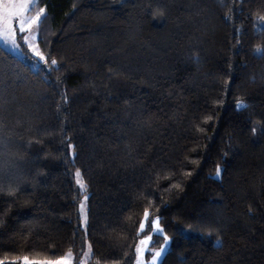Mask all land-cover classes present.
I'll return each mask as SVG.
<instances>
[{"label":"trees","instance_id":"16d2710c","mask_svg":"<svg viewBox=\"0 0 264 264\" xmlns=\"http://www.w3.org/2000/svg\"><path fill=\"white\" fill-rule=\"evenodd\" d=\"M41 7L57 66L0 44V261L135 264L148 210L160 264H264V0Z\"/></svg>","mask_w":264,"mask_h":264},{"label":"snow or ice","instance_id":"6c2138e0","mask_svg":"<svg viewBox=\"0 0 264 264\" xmlns=\"http://www.w3.org/2000/svg\"><path fill=\"white\" fill-rule=\"evenodd\" d=\"M35 0H3L0 2V40H3L4 43H11L13 47H18L17 44V30L19 33L24 34L21 36V39L25 41L28 48L32 51L34 56L38 58L43 64L54 68L57 66L58 61L55 58H50L49 56L45 55V53L39 50L38 44L36 43L37 34L39 32V26L42 21V18L45 17V8L41 7L35 15H28L29 11L31 10ZM261 21H264V16L260 17ZM261 50L257 49L259 53ZM63 99L67 100L66 95L63 96ZM247 105L243 102L237 104V108H246ZM256 129H253L255 132ZM71 147V145H69ZM221 168L217 166L215 170L216 178L219 179L221 176ZM76 176V183L79 185L81 190H84L86 185L83 182L81 177V173L79 170L75 173ZM87 199V197H85ZM84 204H81V212H83ZM149 216L148 211L144 212L145 221ZM140 231L142 232L145 228V223L142 221L139 225ZM151 229L156 231H162L159 228V221L154 220L151 222ZM150 229V230H151ZM168 237L165 236V245L168 242ZM150 242V237L148 239H142L139 241V245L136 247V255H137V264H143L141 260V256L145 251L146 245ZM219 243V240H218ZM90 249V246H89ZM166 251V247L162 246L159 250L153 252L151 264H159L160 259L162 258L163 253ZM88 255V253H85ZM74 257L72 254L71 249H69L62 257L55 261H28L27 258L24 259V264H72ZM0 264H5L4 261H0ZM15 264V262H12Z\"/></svg>","mask_w":264,"mask_h":264},{"label":"rangeland","instance_id":"374dc122","mask_svg":"<svg viewBox=\"0 0 264 264\" xmlns=\"http://www.w3.org/2000/svg\"><path fill=\"white\" fill-rule=\"evenodd\" d=\"M0 2H3V0H0ZM35 2H36V0H35ZM34 4H33L32 8H31V10L29 11L28 15H35L36 12L39 11V10H34L33 9ZM39 28H40V26H39ZM22 35H24V34L19 33V31L17 30L16 39H17V44L19 45L18 47H13L11 43H4L3 40H0V44L3 45L8 50L12 51L13 53H15V54H17V55H19L21 57H24L34 68H38L39 65L43 64V63L38 58H36L34 56V54L28 48V46L25 43V41L23 39H21ZM39 35H40V33L38 32L36 43L38 44L39 50H41V48L39 46V43H38L39 42L38 41ZM85 197H87V196H84L82 201H81V203H80V216H81L82 226L84 228H86L87 221H88V203H87V199H85ZM82 203L84 204L83 212H81V204ZM148 213H149V216L147 218V221H145L144 215H143V217L141 219V222L143 221L145 223V228L142 231L143 234L141 235L139 241L142 240V239H148L150 237V242H149L148 245L144 246L145 247V251L143 252V254L141 256V260H142L143 264H151V261H152V255L151 254L153 252L159 250L162 246H164V247H166V251L163 253L162 258L159 261V264H160L162 259H163V257H164V255L166 254V252L170 248L171 241H170V237L167 235V233L165 232V230H164V228H163V226H162V224L160 222V217L158 215H151L149 211H148ZM157 219L159 221V228L162 230V231H159V232L154 230V229H151V222L154 221V220H157ZM159 236H163L162 237V241L160 242L159 245H154V243L156 242V240H157V238ZM165 236H167L169 238L166 245H165V240H164ZM138 245H139V242H138ZM89 246H90V244L88 243L86 251L84 252V254H83L82 258H81V264H86L89 261V259L91 258V248L89 249ZM85 253H88V255H85ZM73 257H74V259L72 261V264H75V256H74V254H73ZM57 259H59V258H57ZM57 259L45 260V261H55ZM135 264H137V257H136Z\"/></svg>","mask_w":264,"mask_h":264}]
</instances>
